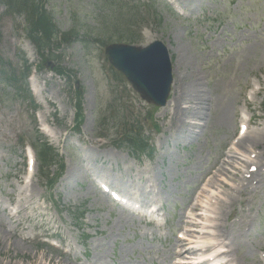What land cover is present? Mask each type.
Masks as SVG:
<instances>
[{
    "label": "rangeland",
    "instance_id": "rangeland-1",
    "mask_svg": "<svg viewBox=\"0 0 264 264\" xmlns=\"http://www.w3.org/2000/svg\"><path fill=\"white\" fill-rule=\"evenodd\" d=\"M43 2L61 32L78 28L84 40L41 62L23 34L24 18L7 12L0 0V264H173L177 234L200 193L197 213H218L216 231L228 260L260 264L264 140L244 152L232 143L241 114L251 118L250 132L264 131V0ZM115 5L118 20L107 29L106 15ZM122 36L134 41H119ZM156 40L169 47L173 60L172 103L163 109L118 88L122 77L104 54L111 44L146 46ZM26 64L32 66L28 84L36 115L23 94L16 98L2 81L5 74L21 76ZM58 67L64 76L54 71ZM175 97L182 106L171 115ZM124 122L144 130L155 146L152 158L136 160L119 144ZM38 135L60 155L50 173L63 175L53 189L38 160L31 180L25 171L21 145L30 146ZM232 148L237 154L227 161L239 171L223 164ZM259 154L258 166L237 160ZM93 177L145 208L161 203L159 229L115 208ZM223 179L233 188L222 187ZM49 232L57 233L69 255L40 248L38 237Z\"/></svg>",
    "mask_w": 264,
    "mask_h": 264
},
{
    "label": "trees",
    "instance_id": "trees-1",
    "mask_svg": "<svg viewBox=\"0 0 264 264\" xmlns=\"http://www.w3.org/2000/svg\"><path fill=\"white\" fill-rule=\"evenodd\" d=\"M2 4L6 7L7 12L22 16L25 20L26 27L24 32L27 38L36 46L39 55L44 62L55 59V55L52 53L54 50L59 49L62 45L71 46L75 42H83V38H80V29L73 28L67 33H63L58 28L53 17L45 8L43 0H2ZM118 6L115 5L113 10L106 15L105 25L107 29L110 27L115 28L118 17H116V9ZM132 10V9H129ZM88 33H85V37ZM129 40H134V37H121ZM29 72V68H26L22 75V81L26 79V75ZM60 75L65 74V70L58 67L55 69ZM5 86H10L14 91V96L17 98L20 94H28L27 90L22 87L25 86L24 82L17 79L15 73L10 75L5 74L2 78ZM21 82V86H19ZM127 138L121 140L120 144L128 146L132 152H137L138 149H146L147 146L144 144V137L142 134L127 135ZM36 148L38 152V160L42 166V174L46 175L50 185L54 183V180L49 178V169L56 163V155L53 150L44 142H36Z\"/></svg>",
    "mask_w": 264,
    "mask_h": 264
},
{
    "label": "water",
    "instance_id": "water-1",
    "mask_svg": "<svg viewBox=\"0 0 264 264\" xmlns=\"http://www.w3.org/2000/svg\"><path fill=\"white\" fill-rule=\"evenodd\" d=\"M106 55L145 101L165 106L173 78L169 53L161 42L146 48L112 45L106 49Z\"/></svg>",
    "mask_w": 264,
    "mask_h": 264
},
{
    "label": "bare ground",
    "instance_id": "bare-ground-1",
    "mask_svg": "<svg viewBox=\"0 0 264 264\" xmlns=\"http://www.w3.org/2000/svg\"><path fill=\"white\" fill-rule=\"evenodd\" d=\"M183 90L184 92L186 91V87L184 88L183 86ZM39 92V91H38ZM40 93V92H39ZM180 93V89L178 88V92L177 94ZM187 95H188V100H190V95H191V89L190 87L187 89ZM177 96V95H176ZM187 100V101H188ZM192 100L194 101H198L197 98H195L194 96L192 97ZM171 104V102L169 103V105ZM182 106V101H181V98L180 97H175L174 99V113L176 112L177 109H180ZM177 114V112H176ZM262 140H264V131L263 132H260V133H255L253 134V132H247L246 135H244L240 141H238V144H237V147L238 149H240V152H244V151H248L249 149H254V147H259V144L262 142ZM234 154H237V152H232L231 150L227 153L226 156H229V155H234ZM264 154V151L262 152V155ZM261 155V156H262ZM260 154L256 156V158L254 160H257L259 159L260 157ZM240 163L242 165H249L250 163H253L252 165L254 166H258V163L257 162H254V161H250V160H242L240 159ZM232 161H224L223 164L225 165H228V166H231L233 167L234 169H237L238 168L236 166H233L232 165ZM236 164H239L238 162H236ZM226 171L229 175H233V172L230 171L229 169L226 168ZM220 172V169H218V172H216V174H214V176H212L210 178V180L208 181V184L210 185L215 179H216V176L217 174ZM226 178L228 179V175L226 174L225 175ZM220 183H221V186L222 187H229L230 184L228 183V181L226 179H223V180H220ZM203 190H201L202 192ZM201 194V193H200ZM199 194V195H200ZM199 195L196 196V199L198 200L199 198ZM201 205L200 204H195L193 205L192 207V212H196L198 209H200ZM207 214V212L205 213ZM218 213L216 212H211L210 214L204 216V215H201L200 216V222H198L200 225L203 226L202 228V231L200 232V234L204 237V238H210L212 241L207 243V244H200L198 245L194 250L196 252H201V253H204V255H207L208 252L214 250V249H217V248H221V247H224L226 246V244L224 243V241H222L221 239H219L218 236H216L214 234L213 231H216V227H218V224L216 225V222L218 221ZM190 218V220L186 223V225H194V219L190 216L188 217ZM6 233V232H5ZM190 233V231H187V235ZM14 234H16V232H14ZM3 238L7 239V240H10L9 237L7 236H3ZM187 242H190V240L188 239H185L183 242H181L182 244L183 243H187ZM191 250V249H190ZM222 252L221 250L220 251H216L215 254L217 253H220ZM224 252V251H223ZM221 255V254H219ZM227 257V256H226ZM227 259V258H226ZM232 263V260L230 261ZM259 262H263L264 263V258L263 260H259ZM227 264H231L229 262H226ZM174 264H180V260L179 261H175ZM234 264V263H232ZM236 264V263H235Z\"/></svg>",
    "mask_w": 264,
    "mask_h": 264
}]
</instances>
